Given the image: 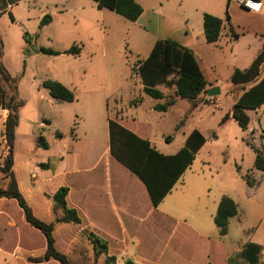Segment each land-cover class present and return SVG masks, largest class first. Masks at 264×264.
I'll list each match as a JSON object with an SVG mask.
<instances>
[{
	"label": "crops",
	"instance_id": "obj_1",
	"mask_svg": "<svg viewBox=\"0 0 264 264\" xmlns=\"http://www.w3.org/2000/svg\"><path fill=\"white\" fill-rule=\"evenodd\" d=\"M37 1L0 0L2 62L5 58L4 49L8 44L10 33L16 29L21 31V35L28 34V37L37 32L43 33L47 28L52 29L58 15L74 10L71 0H47L43 3L40 2L41 6H37ZM136 1L142 7L143 12L136 22L129 21V45L134 52L144 51L147 54L146 58L150 55L156 42L171 40L194 51L199 63L202 58L209 59L210 53L215 58L229 53L232 61L230 63L232 64L230 66L232 77L236 68L240 70L249 68L264 49V0H260L263 7L259 13L251 12L240 4L229 0ZM94 3L93 11H98V14L103 17L110 15L107 12L110 10L100 8L95 1ZM79 9L78 7L77 10ZM227 13L230 16V22L226 21ZM205 14L224 21L222 36L216 44H209L206 40ZM45 16H49L50 19L41 27ZM232 28L238 34L237 38H232ZM27 45L31 46L32 44H28L24 36L21 41L16 42L19 51H23ZM200 67L205 74L201 63ZM208 67L212 69L216 65L209 63ZM210 76H206L211 83L208 90L218 87L221 95L222 87L215 72H211ZM263 77L264 67L261 78ZM68 88L70 89L69 86ZM235 89L238 92V100L244 91L239 86H235ZM5 92L10 95V92L6 90ZM218 101L217 96L209 97L204 94L199 104H216ZM0 111L3 125L1 136L2 139H5L4 130L8 112L1 108ZM251 111L255 116L252 118L248 114L251 118L248 128L249 138L254 143L255 153L256 151L264 153V142H262V138H264V106ZM117 118L130 122L134 126L139 123L135 117L125 118L123 110L117 109L115 116L107 117L108 131L109 119ZM232 121L235 120L230 119L226 123ZM221 122L222 120L220 124ZM137 132L141 137L148 139L152 146L164 155H175L183 148L175 153L161 151L159 143L152 138L150 125H147L145 129L139 128ZM201 134L205 137L206 143L198 155L204 151L210 152L213 147L210 146L211 141L217 140L215 132L210 137L202 132ZM59 135L61 138L62 135ZM36 147H38L37 144ZM63 151L67 152V147L61 153ZM32 152L36 153L37 148ZM7 153L8 148L5 149L4 158L1 161H4ZM68 156H72V158L62 157L58 166L53 168L54 173L49 178H39L36 175L38 179L33 181L36 179L35 175L30 173L26 175L25 173L27 167L31 168V159L28 161L19 152L17 128L13 171L19 190L33 209L34 214L40 219L44 209L45 214L48 215V223H51L52 196L61 187H68L70 189L67 197L68 205L76 209L83 220L82 224L77 227L83 230L82 232H93L108 242L110 254L117 258L116 264H124L128 260L138 264H231L230 260L242 253L248 243L261 246L264 259V239L254 241L255 237L262 234L261 229L264 227V207L259 203L260 199H264L263 171L252 170L256 184L254 187H250L242 174L234 173L228 176L229 179L225 176L222 177V167L215 169L216 172L210 170L211 174L207 173L206 165L213 168L208 157H203L202 165L194 168L195 159L172 192L158 207H154L145 185L111 156L110 139L104 148H101L96 141H91L87 148L69 153ZM42 165H45L43 170L51 169L50 164ZM2 166L3 164L0 165V168ZM1 175L0 173V183L2 182ZM55 178H61L60 185L58 184L55 190L50 191L48 185ZM3 185L5 187L7 182L5 181ZM45 191H48V203L44 200ZM197 192L201 196L204 193L207 194L212 208H218L221 199L225 196L233 199L239 209V215L235 219L241 224L244 232L246 229L253 231L250 241L240 242L239 249L229 253L222 239H226L229 230L225 237H221L219 229L212 228L196 215L197 202L194 198ZM169 199L172 200L167 202ZM12 205L13 201L0 199V230L4 233L0 235V250L1 244L4 242L3 236L7 234L8 230L17 229L19 225L18 221L14 220L9 213ZM56 233L57 231H55V237ZM14 252L17 255H24L26 264H54L53 262L35 263L31 261V259L43 256L44 251L27 250L24 240H18L14 246Z\"/></svg>",
	"mask_w": 264,
	"mask_h": 264
},
{
	"label": "rangeland",
	"instance_id": "obj_2",
	"mask_svg": "<svg viewBox=\"0 0 264 264\" xmlns=\"http://www.w3.org/2000/svg\"><path fill=\"white\" fill-rule=\"evenodd\" d=\"M44 1L47 0H38L37 6H41L40 2ZM71 2L74 4V10L58 15L52 29L47 28L43 33L36 31V34L28 37L31 46H36L37 49L50 48L61 53L60 55L37 53L30 49V45L19 51L16 42L21 41L24 34L21 35L18 29L10 33L4 49V66L13 78L18 79V97L26 103L20 110L18 127L19 152L28 161L31 159V168L27 167L26 175L30 173L38 175L39 178H49L62 157L71 159L69 153L87 148L91 141H96L104 148L109 143L107 117L115 116L117 109L123 110L125 118L135 117L139 122L136 126L138 129H145L150 125L152 138L165 153H175L184 147L187 136L194 130L208 137L215 132L217 140L210 143L213 147L208 153H197L194 168L202 165L203 157H208L213 165V168L205 166L209 174L210 170L216 172L215 169L220 167L221 175L225 178L234 173L242 174L243 177L251 173L255 166L256 153L254 143L249 138V130H242L235 121L220 124L225 114L232 110L238 97V92L231 82L232 61L229 53L215 58L207 52L210 53V58H202L200 62L207 77H211V72H215L220 81L222 94L217 96L219 101L216 104L198 103L195 107L192 102L180 100L169 108L168 112H157L154 106L159 101L144 93L143 85L133 71L139 61L146 59L147 54L144 51H132L128 34L130 22L112 11H107L110 15L106 17L99 15L98 11L92 10L95 4L93 0ZM73 46L81 48L79 55L64 54ZM209 63H215L216 67L210 69ZM46 80H55L69 86L75 93L76 100L73 103L56 102L43 86ZM2 88L10 92L4 82ZM161 89L167 95L173 93L165 86ZM135 100L138 103L132 104ZM248 114L252 118L255 116L251 110ZM2 131L0 111V165L4 163L1 160L7 149V144L3 143L6 140L1 136ZM59 134L62 135L61 138ZM39 136L45 138L47 150L36 147ZM66 147L67 152L61 153ZM36 148L37 152L33 153ZM41 164H50L51 169L43 170L45 165ZM1 176L0 187H4L3 184L8 180L3 174ZM37 179L36 176L33 181ZM60 181L61 178H55L48 185V190H55ZM198 194L199 192L194 198L197 202L196 215L217 230L214 217L218 208L210 206L207 194ZM44 196L48 203V191H45ZM170 200L172 199L167 202ZM11 201L13 205L9 213L19 225L17 229L8 230L3 236L0 264H26L25 256L14 252L18 240H24L26 249L36 252L45 251L46 242L39 232L34 233L35 229L24 221L23 212L17 202ZM259 203L264 207V199H260ZM41 214L43 215L40 219L48 223V215L44 209ZM52 215L51 223H55L57 229V248L74 264H109L107 256L96 255L88 237L90 232H82L77 225L59 224L53 212ZM58 217H62V214ZM261 230L262 234L255 237L254 241L264 239V227ZM252 233V229H246L244 232L241 224L233 218L229 224V235L226 239L222 238L228 252L239 249L240 242H249ZM3 234L0 230V235Z\"/></svg>",
	"mask_w": 264,
	"mask_h": 264
},
{
	"label": "trees",
	"instance_id": "obj_3",
	"mask_svg": "<svg viewBox=\"0 0 264 264\" xmlns=\"http://www.w3.org/2000/svg\"><path fill=\"white\" fill-rule=\"evenodd\" d=\"M100 8H106L130 22H136L143 9L136 0H93ZM49 16H45L41 22L43 27ZM226 21L230 22L227 13ZM224 21L210 14L204 15V33L209 44H216L221 36ZM232 38L238 34L231 29ZM28 44V34L24 35ZM40 52L56 56L61 53L50 48H41ZM81 48L73 46L64 54L79 55ZM3 42L0 34V108L8 112L5 121L4 137L8 154L4 159L0 172L8 180L5 187H0V199L15 200L22 210L24 221L35 231L44 237L46 249L43 256L31 259L35 263H48L55 261L58 264H74L69 257L57 248L55 237L56 224L47 223L39 219L31 206L19 190L13 171L16 131L20 122V110L26 105L25 101L18 97V79L13 78L2 62ZM264 49L254 60L251 66L245 70L235 69L231 81L234 86H239L244 91L241 97L233 105L229 114L221 124L230 119L237 122L239 127L246 131L251 123L249 110H257L264 106ZM143 85L146 95L157 101H164L155 105L154 110L166 113L169 108L175 106L179 100L192 102L195 107L201 101V97L207 94L211 83L200 67L196 54L191 49L171 40L156 42L150 55L145 60L139 61L133 68ZM5 83L10 90L7 95L2 88ZM43 86L48 89L50 96L58 103H72L76 100L75 93L55 80H46ZM172 90V95H167L161 87ZM133 103H138L134 101ZM139 129L130 122L117 119H109L110 154L120 164L134 174L146 187L152 204L158 207L169 195L186 170L194 163L197 153L205 145V137L194 130L186 140L185 146L175 155H164L156 150L148 139L137 132ZM60 136V135H59ZM170 140V138H169ZM38 147L48 149V144L43 136L37 138ZM255 170L264 172V153L256 151ZM250 187H254L256 180L251 173L245 176ZM70 189L61 187L52 196V212L59 224L80 225L83 220L77 210L68 205L67 197ZM62 214V217H58ZM239 215L238 205L230 197H223L219 203L218 211L214 217V223L219 229L221 237L228 234L230 221ZM91 241L97 256L105 255L109 264H115L117 258L110 254L108 242L90 232ZM263 248L259 245L248 243L242 253H239L231 264H264L262 257ZM232 261V262H231ZM124 264H138L134 261H126Z\"/></svg>",
	"mask_w": 264,
	"mask_h": 264
},
{
	"label": "built area",
	"instance_id": "obj_4",
	"mask_svg": "<svg viewBox=\"0 0 264 264\" xmlns=\"http://www.w3.org/2000/svg\"><path fill=\"white\" fill-rule=\"evenodd\" d=\"M230 2H236L243 6L245 9L259 13L263 7V3L260 0H229ZM34 178H36L34 176Z\"/></svg>",
	"mask_w": 264,
	"mask_h": 264
},
{
	"label": "water",
	"instance_id": "obj_5",
	"mask_svg": "<svg viewBox=\"0 0 264 264\" xmlns=\"http://www.w3.org/2000/svg\"><path fill=\"white\" fill-rule=\"evenodd\" d=\"M30 49L31 50H35L37 53H39L40 52V50H38L37 48H36V46H31L30 47ZM37 49V50H36ZM220 88H218V87H214V88H211V89H209L208 91H207V95L209 96V97H216V96H218V95H220Z\"/></svg>",
	"mask_w": 264,
	"mask_h": 264
}]
</instances>
